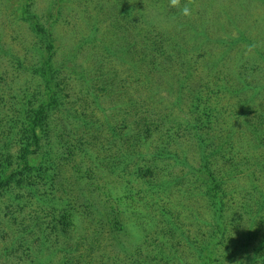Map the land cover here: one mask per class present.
<instances>
[{
    "label": "rangeland",
    "instance_id": "374dc122",
    "mask_svg": "<svg viewBox=\"0 0 264 264\" xmlns=\"http://www.w3.org/2000/svg\"><path fill=\"white\" fill-rule=\"evenodd\" d=\"M22 4L0 0V174L12 176L0 187V264H62L66 242L74 244L73 264H199L211 203L190 177L172 176L184 160H198L202 140L216 149L212 167L224 174L223 199L232 208L215 264H242L247 205L259 218L249 246L264 232V145L251 150L244 125L259 114L264 130V0H193L192 15L180 14V23L169 1L161 9L147 0H25L24 16ZM28 13L53 37L61 98L45 111L31 169L20 173L28 119L46 99L39 71L46 45ZM123 13L139 15L138 25ZM186 19L204 20L207 49L220 37V47L231 46L227 64L208 74L196 68L192 78L179 71L181 60L192 58L194 67L199 60L187 46ZM244 81L251 88L227 91ZM232 123L236 133L225 145ZM229 144L248 159L226 174L234 165ZM152 162L168 178L163 193L144 173ZM104 213L118 222L109 235Z\"/></svg>",
    "mask_w": 264,
    "mask_h": 264
},
{
    "label": "trees",
    "instance_id": "16d2710c",
    "mask_svg": "<svg viewBox=\"0 0 264 264\" xmlns=\"http://www.w3.org/2000/svg\"><path fill=\"white\" fill-rule=\"evenodd\" d=\"M60 1V2H59ZM169 0H147V5H156L157 7L164 9L167 5ZM61 4V0H56V6ZM23 7L25 9L22 10L21 15H25L27 13L26 6H25V0H23ZM60 6L56 8V12L59 13ZM123 10H126L123 8ZM50 12V11H49ZM143 13L141 12V15ZM126 20L130 22L131 25H138L136 22L140 18L139 15L135 16V14L129 17V15H126L123 13ZM180 10L178 8H173L172 11L170 10V16L174 17L175 21H183L184 19H181ZM182 17H184L182 15ZM28 18L31 20V24L34 28L40 32L42 35L43 41H45L46 45V55L43 57V60L41 62L40 66V75L43 78V81L45 83L46 87V99L43 103L39 105L37 109H35L32 113V115L29 117L27 122V142L24 145L23 149L21 150V162H22V168L20 169V173L23 171H27L31 169L30 161L28 159V155L31 151H35L38 146H40V139L41 136L39 135V129L41 130L43 126V121L45 117V111L48 107L58 106L60 103L59 100L61 98L60 89L57 86V82L54 79L55 72L58 70L56 66H54L51 63V58L53 54V46H54V40L53 37H51V32L48 30V28L43 27L39 20L28 13ZM48 18L51 20V22L57 21L56 16L53 13H49ZM33 19V20H32ZM184 22L189 23L190 29H189V39L188 45L193 48V53L195 55V59H199L197 61V64L194 67V64L192 63V58L183 59L181 60V64L178 67L179 71L186 72V75L194 76V73L192 71H195L198 73V69H206V74L212 73L219 65H222L225 61H223L225 55L227 54V51L230 49V45H226L224 47H220L218 43H222L225 40L220 37L216 38L215 45L213 47H216V50H214L210 54L212 48L207 49L205 46L207 43L211 42V36L207 34L204 26L202 24L204 23V20H192V23L189 22L188 19H186ZM197 25V26H195ZM161 34H165V31L162 30L161 27L158 29ZM156 43V41L154 42ZM152 47V46H151ZM125 48H127L125 46ZM122 52H129L128 50L121 48ZM152 49H157L156 46L152 47ZM204 55H207V58L204 60ZM159 56V54H158ZM203 58V59H202ZM64 67H73L72 64H68L67 60H63ZM225 64H227L225 62ZM180 67V68H179ZM254 70V69H253ZM152 71V70H150ZM237 76V75H236ZM186 79L185 77H183ZM230 78V77H229ZM234 78V77H233ZM238 78H242L241 76H237ZM224 79V78H221ZM246 79V78H245ZM232 81V80H231ZM228 85V82L227 84ZM225 85V86H226ZM251 88V85H249L247 82H243L240 86H228L227 91L231 90L230 93L237 92L236 94L240 92L246 91V89ZM198 97L202 95V92H198ZM243 102L248 101L249 98H243ZM96 100V98H95ZM242 103V102H241ZM248 107V104L245 105V108ZM209 110V108L207 109ZM264 117V116H263ZM206 119L207 116H206ZM106 122V121H105ZM138 122V121H137ZM261 123V116L258 114V118L256 122H249V120L244 121V125L246 129H249V133L252 139L249 140L248 146L249 148H252L251 150H258L264 145V130L262 129ZM137 124V123H136ZM203 126V124L200 125V127ZM107 127H110V130L112 132H115L116 136V130L111 124H109V121H107ZM229 133H227V137L224 139L225 145H227L228 142L232 141L231 139L234 137L236 133L235 123H232L230 127H228ZM145 133L149 134V131L144 129ZM143 131L141 132L143 134ZM141 133L138 132V137L141 136ZM199 153H198V160L195 162H188L187 160H184V166L181 167V171L177 176H172V179H177L179 177H190L189 180L194 181V183H197L195 186V189H199V192H202L204 196L207 198V200L211 203V217L207 220H205V238L202 239L200 244L196 247V256L199 264H215V262H218V260L215 258V255L217 254V250L219 247H223L224 244L229 239V210H232L231 206H229V203L223 199V196L225 195L224 192V186L226 184V181L224 179V174L220 172V170H215L212 167V162L214 155L216 154V149H214L211 152L210 150H207L209 148V145L206 144L204 140L199 143ZM31 147L33 149H31ZM229 147V148H228ZM224 149V148H223ZM235 149V150H233ZM239 150V151H237ZM207 151V152H206ZM225 152H232V157L228 160L230 162L234 161V165H229V168L226 170V174L232 173V171L235 169V167H240V163L247 160L248 158L241 159L242 151L233 144H229L225 149ZM234 151V152H233ZM129 152V151H128ZM264 155V154H260ZM241 159V160H240ZM114 165L112 166V168ZM155 167L154 163L152 162L150 166L146 168V171L144 172L146 175L149 173L150 181L153 182V185H155L156 193H163L165 191V184L168 182V178H163L159 176L158 174H155ZM18 172V173H19ZM47 172V170H46ZM140 173V172H139ZM140 174H143L142 172ZM248 177H250L253 173L249 172L247 173ZM15 175V174H14ZM144 175V174H143ZM12 176H5L0 174V187L4 186L10 180ZM198 187V188H197ZM240 206H238L239 208ZM71 208H74L71 206ZM245 213L248 216V220L246 222V227L243 226L242 228V234H241V241L238 244V248L241 250V254H244V261H242V264H264V232H262L261 236L257 239L254 246L250 247L249 243H251V239L253 236L251 234L253 233V228H255V219L258 218L256 212L253 211V208L250 206L245 207ZM234 213H238L235 211ZM104 215V220H106L109 224H107V234L109 235L111 232H113L116 229V225L118 224L117 220L114 219L112 222L109 220L106 213ZM115 218H118L117 216ZM259 219V218H258ZM240 221V219H239ZM67 247H62L63 250V262L62 264H73L71 259L74 257L69 253L68 246L74 244H68L66 242ZM71 247V246H70ZM244 262V263H243Z\"/></svg>",
    "mask_w": 264,
    "mask_h": 264
},
{
    "label": "clouds",
    "instance_id": "9594fccd",
    "mask_svg": "<svg viewBox=\"0 0 264 264\" xmlns=\"http://www.w3.org/2000/svg\"><path fill=\"white\" fill-rule=\"evenodd\" d=\"M192 3L193 0H187V3L182 5L181 0H169V7L178 8L181 15L190 17L192 15V8L190 7Z\"/></svg>",
    "mask_w": 264,
    "mask_h": 264
}]
</instances>
